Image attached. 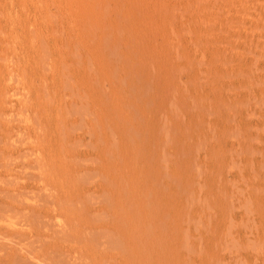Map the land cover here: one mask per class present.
<instances>
[{"label":"rangeland","instance_id":"obj_1","mask_svg":"<svg viewBox=\"0 0 264 264\" xmlns=\"http://www.w3.org/2000/svg\"><path fill=\"white\" fill-rule=\"evenodd\" d=\"M0 210V264H264V0H0Z\"/></svg>","mask_w":264,"mask_h":264},{"label":"bare ground","instance_id":"obj_2","mask_svg":"<svg viewBox=\"0 0 264 264\" xmlns=\"http://www.w3.org/2000/svg\"><path fill=\"white\" fill-rule=\"evenodd\" d=\"M5 205H7V204H5ZM9 209V208H8ZM1 211V210H0ZM1 213V212H0ZM1 216V215H0ZM9 216V215H8ZM1 219V218H0ZM5 219V218H4ZM5 237V236H4ZM9 242V241H8Z\"/></svg>","mask_w":264,"mask_h":264}]
</instances>
